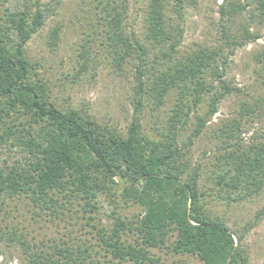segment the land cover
I'll return each mask as SVG.
<instances>
[{"label":"trees","instance_id":"trees-1","mask_svg":"<svg viewBox=\"0 0 264 264\" xmlns=\"http://www.w3.org/2000/svg\"><path fill=\"white\" fill-rule=\"evenodd\" d=\"M83 2L94 21L97 39L114 55L116 65L122 68L126 62L139 63L135 67L134 121L123 134L79 109L58 107L51 101L45 82L34 77L36 65L27 56L29 41L45 24L44 11L6 8L3 14L0 12V151L11 146L25 153L22 161L0 163V239L20 244L26 264H92V244L83 249L55 244L45 250L32 246L19 227L8 220L21 212L20 202L54 212L77 202L94 219L101 192L120 179L129 183L124 196H134L144 211L136 221L114 212L111 232L98 228L99 246L112 260L162 264L150 252L168 249L196 256L203 264H250L244 235L232 231L207 209L200 189L201 174L199 169L188 171L179 137L191 113L203 103L208 106L206 115L213 117L222 100L242 92L225 78L229 57L261 35L249 27L233 33L225 20L235 21L254 5L251 17L264 21V0L245 4L223 0L219 47L185 53L181 51L186 15L183 10L185 4H196V0H175L176 18L170 0H141L148 44L135 31L129 34L127 30L130 0ZM50 39L52 46L58 44L60 27L52 31ZM150 50L161 53V57L157 55L151 62ZM253 57L258 65L257 85L264 90V51ZM175 90L179 96L169 132L161 139L145 135L139 117L145 100L163 104ZM263 114L261 94L255 104H242L241 119L219 128L228 146L219 157L221 164H215L220 172L214 179L222 189L235 194L233 200L253 197L264 188V139L246 145L240 138L248 124L243 119L250 122L255 115ZM196 118L194 136L198 137L206 120L198 113ZM131 233L138 236L136 243L124 239ZM171 236L176 238L169 244Z\"/></svg>","mask_w":264,"mask_h":264},{"label":"rangeland","instance_id":"rangeland-1","mask_svg":"<svg viewBox=\"0 0 264 264\" xmlns=\"http://www.w3.org/2000/svg\"><path fill=\"white\" fill-rule=\"evenodd\" d=\"M140 1L130 0L127 30L129 34L135 31L139 39L148 44L144 35V7ZM234 1L245 4L252 0ZM170 2L172 14L176 18V2ZM222 3L223 0H196V4H185V35L181 45L183 53L195 52L205 47H219V39L223 36L220 17ZM6 8L17 11H35L40 8L45 13V24L29 41L27 56L36 65L34 77L47 85L51 101L61 109H79L94 117L103 126L126 133L136 114L135 67L139 63L126 62L122 68L116 65L114 55L104 49L97 39L94 21L83 0H0L1 14ZM254 9L255 6L251 5L247 13L240 14L235 21L226 23L225 20L227 29L233 33L242 32L245 27H249L253 33L261 35L259 40L239 48L229 57L225 78L242 92L222 100L218 113L213 117L206 115V103H203L197 112L193 111L188 126L179 137V146L185 153L188 171L199 169L200 189L204 193L203 201L207 204V209L213 216L221 218L232 231L244 235V247L250 264H264V188L253 197L233 200L235 194L222 189L214 179L220 172L215 164H221L219 157L225 153L228 146L219 128L229 121L242 118L240 110L243 103L255 104L259 96L264 95V90L257 85L258 65L253 57L264 51V21L251 17V11ZM57 27H60V40L52 46L50 36ZM227 53L226 49L225 54ZM157 55L161 57V53L156 50L148 52L151 62ZM147 87L149 88V85ZM178 96L179 93L175 90L164 99L163 104L145 100L143 110L139 113L145 135L161 139L163 133L169 132ZM197 113L206 120V126L198 137L194 136L198 124ZM245 121L248 124L243 127L240 136L243 143L249 145L263 140L264 114L255 115L250 122L243 119V122ZM19 151L17 147L5 146L0 151V163L22 161L25 153ZM116 182L117 184L110 185V189L101 192L100 208L93 214L94 219L90 218L91 214L84 213L77 202L74 205L67 204L66 209L57 208V212L41 211L20 202L21 212L13 214L8 223L19 227L20 234H24L32 246L37 245L46 250L55 244L64 246L67 243L74 248L83 249L92 244V264H133L130 261L112 260L99 246L101 242L98 228L111 232L114 226V212L116 216L136 221L144 211L136 203L134 196H124V188L129 187V183L120 179ZM2 224L0 227H3ZM175 238L171 236L169 244ZM124 239L136 243L138 236L131 233L125 235ZM150 253L159 258L162 264H203L196 256L176 254L168 249H152ZM26 262L20 244L0 239V264Z\"/></svg>","mask_w":264,"mask_h":264}]
</instances>
